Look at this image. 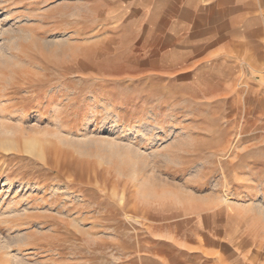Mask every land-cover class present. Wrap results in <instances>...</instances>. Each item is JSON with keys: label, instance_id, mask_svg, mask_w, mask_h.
Wrapping results in <instances>:
<instances>
[{"label": "rangeland", "instance_id": "374dc122", "mask_svg": "<svg viewBox=\"0 0 264 264\" xmlns=\"http://www.w3.org/2000/svg\"><path fill=\"white\" fill-rule=\"evenodd\" d=\"M104 2L0 0V68L30 78L0 138L55 139L72 170L0 149V264H264V67L148 60Z\"/></svg>", "mask_w": 264, "mask_h": 264}, {"label": "crops", "instance_id": "0c3cea01", "mask_svg": "<svg viewBox=\"0 0 264 264\" xmlns=\"http://www.w3.org/2000/svg\"><path fill=\"white\" fill-rule=\"evenodd\" d=\"M104 5L105 12L134 21L139 29L134 42L147 46L148 60L171 58L172 68L217 59L264 67V0H105ZM175 59L184 62L176 65Z\"/></svg>", "mask_w": 264, "mask_h": 264}, {"label": "bare ground", "instance_id": "6f19581e", "mask_svg": "<svg viewBox=\"0 0 264 264\" xmlns=\"http://www.w3.org/2000/svg\"><path fill=\"white\" fill-rule=\"evenodd\" d=\"M6 72L7 69L4 67L0 68V102L2 103V107L0 108V118H14L13 114L11 113L16 107H18L20 104L24 103L26 100H28V97L24 96V95H20V92L24 89V87H26L28 81H29V77L23 76L22 74L18 77V79H16L14 82H6L5 81V76H6ZM17 72V71H15ZM2 82H4V84L2 85ZM30 82V81H29ZM33 82V81H32ZM28 86V85H27ZM51 91V90H50ZM50 95V92H49ZM55 98V97H54ZM31 101V100H29ZM30 103V102H29ZM53 108V107H52ZM55 108V107H54ZM24 112V111H23ZM52 112L54 113L55 111L52 110ZM28 114L24 113L23 115H20V118L26 119L27 117L31 116H26ZM54 117L56 115H53ZM3 122V121H2ZM52 124H56V120L53 119ZM7 125V124H6ZM5 125V126H6ZM57 125V124H56ZM3 126V127H5ZM2 127V131L6 130V127L3 128ZM8 129V128H7ZM51 130V129H50ZM39 132V131H38ZM45 132V131H44ZM52 132V131H51ZM4 133V132H3ZM1 134V133H0ZM23 134V133H22ZM25 134V133H24ZM23 134V135H24ZM48 134V133H47ZM15 136V135H14ZM44 136V135H43ZM49 136V135H48ZM56 136V135H55ZM5 139H10L11 141L5 142L4 137L0 138V149L6 150V151H10V152H18V153H25V152H29L32 154H36L35 152H37L38 157L40 159V161H44L45 167L48 169V174H47V178L46 180H50L53 178H65L67 176V179L71 178V171H70V165L68 163V155L67 152L65 150H62L58 147H56V140L50 138L49 139V143L51 146H47L45 143H43L40 137H25V136H18L16 138H5ZM48 140V139H47ZM40 142L41 146L39 147L38 145L36 146L37 150H34L35 147V143ZM47 143V142H46ZM39 144V143H38ZM21 145H23V148ZM17 154V153H16ZM48 154L50 156V159L48 158V156L46 155ZM71 154V153H70ZM19 155V154H18ZM15 159L17 160V158H9L6 159V163L3 165L4 167L9 166L8 169H11L10 166H12V164L15 162ZM0 162H1V158H0ZM6 165V166H5ZM19 171H17L16 174L21 175L22 177L19 178L20 180L18 181V183L16 184V191L22 192L24 191V193L26 194V192L28 191V189L30 188V183L29 181H33L32 179L36 180V175L33 171L29 170L28 168H24V169H18ZM10 171V170H8ZM56 174L55 176L52 177V174ZM37 173V172H36ZM10 175H8V173L4 176V180L6 181H10L9 180ZM15 180V179H14ZM26 180V181H23ZM44 180V179H43ZM71 180V179H70ZM45 181V180H44ZM75 181V180H74ZM13 182V181H11ZM26 182V183H25ZM41 182V181H40ZM37 183V184H40ZM7 183V182H6ZM7 185V184H6ZM11 185V184H10ZM13 185V183H12ZM11 185V186H12ZM46 185V184H45ZM43 185L42 187V196L39 199H44L45 197H47L48 193V186ZM49 185V184H48ZM5 186V184H4ZM36 186V185H35ZM34 186V187H35ZM55 186V185H54ZM39 187V185H38ZM40 188V187H39ZM8 189V188H7ZM11 188H9L10 190ZM34 189V188H32ZM50 191V190H49ZM40 192V191H39ZM56 192V191H55ZM23 193V192H22ZM53 193V192H52ZM51 193V194H52ZM21 194V193H20ZM37 195V194H36ZM50 196V195H49ZM52 196V195H51ZM75 196V195H74ZM38 197V196H37ZM55 197V196H54ZM22 198V197H20ZM24 199V198H23ZM26 199V198H25ZM30 199V198H28ZM81 199V198H80ZM54 200V199H53ZM55 200H58L57 197H55ZM22 201V200H21ZM33 201V200H32ZM43 201V200H42ZM45 201V200H44ZM24 202V201H23ZM54 202V201H53ZM19 203V202H18ZM55 203V202H54ZM30 204V203H29ZM51 204V203H50ZM61 204V203H60ZM55 205V204H54ZM24 206V205H22ZM67 206V205H66ZM79 206V205H77ZM17 207V206H16ZM27 207V206H26ZM22 208V207H21ZM78 208V207H77ZM13 209V208H12ZM81 211V210H80ZM12 213V212H11ZM69 213V212H68ZM39 216V215H38ZM48 216V215H47ZM51 216L46 217V223H49ZM44 218V217H43ZM56 219V218H55ZM54 219V220H55ZM44 220V221H45ZM53 221V220H52ZM52 224L54 222H51ZM61 226V225H60ZM53 229V228H52ZM59 229V228H58Z\"/></svg>", "mask_w": 264, "mask_h": 264}]
</instances>
